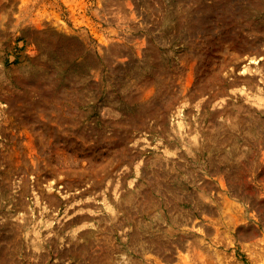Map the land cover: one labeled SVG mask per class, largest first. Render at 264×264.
Listing matches in <instances>:
<instances>
[{
  "label": "rangeland",
  "instance_id": "1",
  "mask_svg": "<svg viewBox=\"0 0 264 264\" xmlns=\"http://www.w3.org/2000/svg\"><path fill=\"white\" fill-rule=\"evenodd\" d=\"M0 264H264V0H0Z\"/></svg>",
  "mask_w": 264,
  "mask_h": 264
}]
</instances>
